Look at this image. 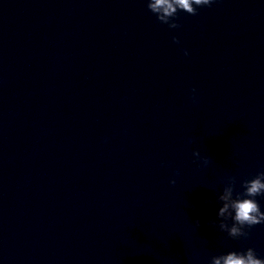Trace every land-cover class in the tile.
<instances>
[{"label":"clouds","instance_id":"1","mask_svg":"<svg viewBox=\"0 0 264 264\" xmlns=\"http://www.w3.org/2000/svg\"><path fill=\"white\" fill-rule=\"evenodd\" d=\"M214 2L215 0H147V8L160 23L168 25L170 29H177L180 27V24L176 22L178 12L183 11L194 16L198 14L199 8L211 6ZM172 40L176 44L180 43L175 36L172 37ZM184 54L188 55L187 50H184ZM193 100L195 102V97ZM192 155L204 167H207L212 159L208 156L202 157L199 150H194ZM175 175H179L178 170ZM169 183L174 186L176 180L171 179ZM236 184L235 176L227 177L223 192L217 197V200L222 203L217 212V217L220 218L218 227L220 231L226 232L233 239L247 238L249 232L246 229L264 224V211H261L260 205L255 199L257 196H264V171L259 172L252 179L240 181L243 192L235 190ZM204 203L207 204L210 201L206 200ZM229 220L232 221L231 225L228 223ZM210 223L216 224L215 221ZM199 225L200 221L196 220L195 226L199 227ZM210 264H264V258H258L255 249L249 247L243 252L230 251L213 256Z\"/></svg>","mask_w":264,"mask_h":264}]
</instances>
